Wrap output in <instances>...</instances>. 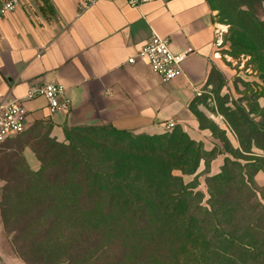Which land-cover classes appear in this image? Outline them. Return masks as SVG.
<instances>
[{"label":"rangeland","instance_id":"rangeland-1","mask_svg":"<svg viewBox=\"0 0 264 264\" xmlns=\"http://www.w3.org/2000/svg\"><path fill=\"white\" fill-rule=\"evenodd\" d=\"M206 1L223 39L190 105L200 140L175 127L160 134L181 149L195 143L181 161L192 166L197 152L195 173L168 161L179 156L173 150L146 144L160 135L74 130L68 140L48 124L29 126L0 146V214L19 257L29 264H264V0ZM10 164V179H19L5 192ZM90 167L140 188V207L122 206L124 193L106 202L74 184Z\"/></svg>","mask_w":264,"mask_h":264},{"label":"crops","instance_id":"crops-1","mask_svg":"<svg viewBox=\"0 0 264 264\" xmlns=\"http://www.w3.org/2000/svg\"><path fill=\"white\" fill-rule=\"evenodd\" d=\"M79 2L18 0L0 18V95L21 99L53 83L70 100L68 112L53 116L42 97L23 102L28 127L48 124L60 139L65 129L103 126L160 135L171 122L200 140L190 105L215 65L207 1L149 0L135 9L105 0L80 14ZM153 33L168 39L175 54L192 51L183 75L171 82H162L144 59L127 63ZM0 264H25L5 236L1 214Z\"/></svg>","mask_w":264,"mask_h":264},{"label":"built area","instance_id":"built-area-1","mask_svg":"<svg viewBox=\"0 0 264 264\" xmlns=\"http://www.w3.org/2000/svg\"><path fill=\"white\" fill-rule=\"evenodd\" d=\"M105 0H80L77 9L79 14L95 6L98 2ZM129 6L139 9L149 0H125ZM18 5V0H4L0 6V18L7 13L13 12ZM222 32L215 31V50H219L222 45ZM218 51H215V53ZM192 54L187 50L183 54H175L171 50L170 41L153 33L149 40L128 60V64H134L135 60H146L151 72L160 78L162 82H171L183 75V63L185 59ZM36 97H42L47 103V109L50 116L62 112H68L70 109V100L66 96V90L59 84H43L39 88L33 89L21 99L8 98L0 95V145L15 138L28 128L27 110L23 104ZM175 124L168 123L166 130H172ZM2 188L0 185V197Z\"/></svg>","mask_w":264,"mask_h":264},{"label":"trees","instance_id":"trees-1","mask_svg":"<svg viewBox=\"0 0 264 264\" xmlns=\"http://www.w3.org/2000/svg\"><path fill=\"white\" fill-rule=\"evenodd\" d=\"M37 124H41V123H37ZM105 129H110V131L112 133L117 134V135L125 136L126 134L129 133L127 131H119V130H116L114 128L108 127V126H103V127H84V128L65 129L64 130V138L69 140L70 139L69 132H72L74 130H76V131H103ZM145 140L147 141L146 144L150 145V147L154 146L155 149H157V152L159 151L160 148L165 146L166 151H164V154L166 152L168 154L169 150H173L175 152V154L178 153L179 156H176V158H174L173 160L169 159L168 161L174 162L176 164L179 163V167L180 168H178V169L180 171H182L184 174H193V173H195V171H196V169L198 167L199 161L202 159V157H200V155H198L197 152H192V153H195V156L194 157L192 156V158H190V161H192V166L189 167L185 163L181 164V161L184 159V155H186L189 152L190 146L195 145V143L192 142V141H189V143L183 149H181L182 145H178L175 142L167 141L166 143H162L161 141L164 140V136H162V135L155 136V137H146ZM196 147H198V146H196ZM35 152H37V151H35ZM13 167H14V165L10 164V166L8 168V171H7L8 173L3 178V180L7 184V186L5 188V192L8 190V187L11 185V183H13L14 181L19 179L18 177L10 179V176L15 173ZM173 169H175V168H173ZM84 174H86L85 180H82V178H81L83 176V172H82V175L79 178L80 180H74V184L82 185V187L85 190H91L92 192L101 195V197L108 196L106 198L107 199L106 202L115 201L114 200V198H115L114 195L117 192L124 193V195L126 194L125 195L126 197H125V199L122 202V206H126V207H129V208H135V209H137V207H140V205H141L140 203L141 202H140V200L138 198V194L140 193L141 189L132 187L130 182H128L127 178H123L122 180H119V181L118 180H114L113 178H111L110 174H102L100 171L94 170L91 167L89 169H85ZM64 181H67V180H64ZM133 193H135V195ZM180 199H181V195H177V197L174 198L176 203H178ZM83 202L86 203V204H87V202L89 203L88 200H87V202H85V201H83ZM93 205H94V203H93ZM172 205L175 206L174 204H172ZM215 228L220 233L219 234L220 238H223L225 241H228L227 239H229V236L223 234L221 232V230L219 231V229H220L219 227L216 226ZM20 258L25 264H29L30 263L26 258H24V256H20Z\"/></svg>","mask_w":264,"mask_h":264},{"label":"bare ground","instance_id":"bare-ground-1","mask_svg":"<svg viewBox=\"0 0 264 264\" xmlns=\"http://www.w3.org/2000/svg\"><path fill=\"white\" fill-rule=\"evenodd\" d=\"M219 28H220V29H224V27H222V26H219ZM216 57H219V55H217Z\"/></svg>","mask_w":264,"mask_h":264}]
</instances>
